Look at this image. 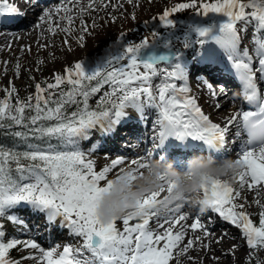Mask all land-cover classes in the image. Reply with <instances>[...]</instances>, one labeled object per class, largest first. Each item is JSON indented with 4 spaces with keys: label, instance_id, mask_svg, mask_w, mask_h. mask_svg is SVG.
<instances>
[{
    "label": "snow or ice",
    "instance_id": "6c2138e0",
    "mask_svg": "<svg viewBox=\"0 0 264 264\" xmlns=\"http://www.w3.org/2000/svg\"><path fill=\"white\" fill-rule=\"evenodd\" d=\"M40 2L36 0L37 4ZM99 3L105 9L111 6L116 10L122 6L112 5L111 0H99ZM127 3L132 4L133 0ZM73 8L82 16L89 10H97V0H88L86 6H82L80 0L75 3L63 0L54 8L41 9L36 27L52 35L57 29L70 33L75 19ZM190 8L197 9V0L177 4L160 16L161 26L172 33L164 44L166 55L139 59L142 51L158 40L157 33H151V42L142 39L139 43H121L125 41L122 33L117 48L110 50L91 72H86L82 63H76L64 70L65 75H54V82L36 83L34 96H29L27 101L17 98L14 105L11 97L16 90L14 87L6 89L5 97L0 99V129L19 130L7 133L15 140L12 147L0 145V220H6L28 235L31 226L18 213L30 209L28 214L43 219L42 227L49 233L67 229L68 234L80 238L82 244L78 247L65 244L60 251L61 245L45 249L31 235L27 239L17 236L5 239V225L0 223V264H20L10 257L13 249L35 250L38 255L30 252L23 257L34 264H170L173 249L186 238L182 222L192 218L193 222L187 226L192 233L203 232V239L210 235L199 217H190L183 211L187 202L164 206L161 198L164 185L160 186V192L145 197L137 211L119 219L122 231L116 227L117 220L102 224L97 219L98 203L112 186L108 176L126 160L119 156L97 169L95 161L88 158L89 153L81 149L80 142L90 140L91 131L97 127L106 137L118 134L119 126L128 118L126 110L129 108L138 114L141 122H147L146 110H156L157 118L151 121L156 149L170 138L180 142L190 138L202 142L209 154L219 161L229 156L227 135L232 127L237 129L236 138L246 135L237 157L232 158L242 166V171L234 178L239 187L234 189L232 183L213 180L210 186H202V191L204 203L208 204L207 212L239 229L250 249L264 247V211L260 213L257 227L246 211H237L244 205L236 203L245 186L248 192L254 191L257 195L264 188V89L260 87L264 82V7L240 0L200 3L199 9L204 16L211 13L226 19L206 26L189 24L182 29V34H177V26L170 16ZM249 8L252 11L246 14L244 10ZM22 15L12 4L0 2V26L16 23ZM252 21L255 22L252 38L255 63L249 51L240 48L241 33L247 31ZM62 22L68 26H63ZM45 24L47 29H43ZM81 27L87 30L82 19ZM174 43L182 48H174ZM189 48L194 49L196 63L234 76L242 86L241 98L255 110H238L228 117L223 127L211 122L196 98L188 95L190 74L184 53ZM15 71L18 77L19 64ZM157 75L162 79L154 85L153 78ZM195 79L216 100L215 107L219 110L220 97L211 82L210 72ZM217 83L220 92H226V86ZM65 84L68 88L61 90L60 98L54 100L55 92L50 90ZM104 85H108L110 91L97 101L96 110L90 109L89 99ZM72 105L76 106L75 111L69 114L67 107ZM53 140L56 143H52ZM97 150L105 151L94 144L89 152ZM152 159H155L152 153L132 159L129 176L135 179L134 174L148 167ZM124 169L120 167L117 178ZM173 187L167 184V191L171 192ZM255 202L260 203L259 200ZM153 218L156 229L151 227ZM134 220L138 222L130 223ZM203 239L200 236L188 238L178 255L187 254L197 244L208 248Z\"/></svg>",
    "mask_w": 264,
    "mask_h": 264
},
{
    "label": "rangeland",
    "instance_id": "374dc122",
    "mask_svg": "<svg viewBox=\"0 0 264 264\" xmlns=\"http://www.w3.org/2000/svg\"><path fill=\"white\" fill-rule=\"evenodd\" d=\"M1 1L3 2L5 0H0V2ZM85 1L88 2V0ZM8 2L13 6L20 5V3L17 2H10L9 0ZM58 2L62 3L63 0H48L46 2L50 4L48 7L43 8L42 6L39 8L41 2L37 4L36 0H31L30 7L36 10L50 9L52 8V6H56ZM215 2L216 0H197V9L190 8L180 12L172 13L170 18H174L173 20L175 22L173 21V23L177 26L175 32L177 34H182V29L189 24L206 26L213 21H219L220 19H223L222 17L213 14H211V16H206L205 18L202 9H199L200 3ZM240 2L243 3L242 1ZM247 2L248 0L245 1V3ZM73 3H75V0H73ZM80 3L83 5V1L80 0ZM180 3H191V0H133L132 4L127 3V0H119L116 2H111L112 5H122L116 10H114L111 6L106 9L103 7H97L96 11L89 10L82 16L78 13V10L76 8H73L72 14L74 15L75 19L73 24L70 26V33H65L57 29L56 34L52 35L46 30L37 28L32 34H28L26 36L21 34L22 36H18L17 38H14V35H12L9 39H4V43L0 46V99H3L5 97L6 89L14 87L16 92L12 96L11 103L14 105L17 98L22 101H27L29 96H34L36 83L54 82V75H65L64 70L67 68H71L76 63H82L85 71L91 72L97 67L98 63L106 57L107 53H109L110 50H115L117 48V41L121 38L122 33L124 34L125 41H122L121 43H139L142 39H147L149 42H151L153 39L151 33L156 32L159 41H154L148 47L155 45L164 46L167 40L172 36V33L168 32L170 30H167L161 26L159 18L166 9H171ZM69 7H72V5H69ZM21 11L23 12V10ZM39 11V14H37L34 20L33 17H30L33 15H26V17L29 18L30 23L33 20L32 25L28 28H31L38 23V16L41 14V10ZM197 11L200 12V15L196 14ZM56 19H58V17ZM81 19L86 25V31L81 27ZM62 24L63 26H68L66 22H62ZM47 27L48 26L46 24L43 25V29H47ZM250 27L251 26L249 24L247 27V31L241 33L242 41L240 44V48L241 50L246 48L249 51V54L254 57L255 63V52L251 51V45L253 44V37L251 34L254 33V29H251ZM28 28L23 29L21 32L26 33ZM0 33L7 36L11 35V31L5 26H0ZM81 36L83 37V39H80ZM1 38L2 37H0V40ZM65 41H67V43H65ZM174 48H182V45H180L179 43H174ZM21 49L24 50L21 51ZM191 50L192 53L194 49L191 48ZM187 58L189 57L184 56L185 61L188 60ZM5 62H7L6 66ZM17 64L20 65V72L18 77L15 71V66ZM140 71H143L142 67ZM196 76H199V74H192L188 81V85L190 88V92L188 93V95L196 98L198 105L201 107L203 112L205 111L204 114L207 115L208 113H206V110L212 113V111H215V109H217L215 107L216 100L211 97L208 92H206L207 90L202 84L197 82V80L195 79ZM154 78L153 84L156 83L157 80ZM217 82V79L216 82L212 81L215 86L217 96L220 95V108L216 111L224 118L226 116V113H231L232 115L238 111L234 104V101L237 100V95L233 93L229 95L227 93V89H230L228 85H225L226 92L221 93L220 85ZM50 91L55 92V95L53 96L54 100L60 98L59 93L61 91V87L56 90ZM108 91H110L109 86L104 85L99 93L91 97L89 99L90 109L96 110L97 101L100 100L104 93ZM45 95H47V93H45ZM130 109L131 108L126 110L127 113H130ZM155 112L154 116L152 114V120H155L157 118ZM212 119H210L211 122L220 125L218 120L213 117ZM140 127H142V122H140ZM120 128L121 127H119V129ZM149 129V135L147 136V142L145 144L143 143L144 137H142V135L144 136V133L147 131L142 132V130L134 131L133 135L137 134L138 138L128 135L124 139L119 138L115 142H106V145L113 143L116 147H118L119 151H124L127 148L133 149L131 151L116 152L110 151L108 148L104 147L103 137L104 139L107 137L101 134L99 127L94 129L97 132H94L93 130L91 131V137L94 139L91 140L90 144L85 147V141H81L80 147L81 149L89 153L88 158L95 161V167L97 169L101 168L102 166L108 165L111 159H115L119 156H123L125 158L126 163L119 166L109 174L108 179H111L119 173L120 167L125 169L128 168L132 159L145 157L153 151L155 152L154 158H160V154H157V150L153 146V137L155 136V132L153 130V127H149ZM231 131L233 133H228L227 139L229 140V137L232 136L234 142L239 144L242 139L241 137L236 138L235 133L237 129L235 127H232L229 132ZM187 140L192 143H196V141H193L190 138H188ZM173 141H175V139H173ZM119 143H122V146H127L121 148ZM94 144L102 146L105 151L97 150L94 153L89 152V149ZM163 145H161L159 149H162ZM227 148L229 155L233 154L232 158L237 157V154L239 153V149L237 148V146L230 148V146L227 145ZM236 149L237 151H235ZM186 159H182V161ZM140 171H142V169ZM231 183L234 189L239 187L236 181H232ZM241 191L243 195L239 200L236 201V203L243 204L244 208H238L237 211H246V213L249 215V218L253 222V225L258 227L260 213L264 211V188L261 189L260 195H257L254 191L251 193L248 192L246 186L245 189H242ZM256 200H259L260 203L257 204L255 202ZM24 207L27 208V206ZM197 207L198 206H195L191 202H189L183 209V211L189 213L190 217H199L203 223L204 228L208 229V231L210 232V235L206 239H203V232L197 231L196 233L191 232L192 235L189 238H192L193 236H200L203 239V243L208 244L209 237H212L215 234L217 237L214 241L215 244H217V247L214 250L212 249L214 253H210L209 247L205 249L203 248L202 244H197L195 248L189 250L187 254L183 256L178 255L180 256L179 260L176 259V256H173L170 264H247L248 262L257 264L258 259L264 261V247L250 249L246 243V239L242 236L239 229L228 224L225 221L223 222V220H221L216 214L207 211L201 213L199 211V208ZM30 211V209H27V211L19 212L18 215L20 216V218L25 219L31 226V233L28 235H31L41 245V247L48 249L50 246L61 245L60 251H62V246L65 244L71 245L72 247H78L82 244V240L80 238L70 236L67 229L63 230V233L67 235L65 238L62 233L61 236H59L57 234L54 235V232L49 233V231L45 228H42V230H40L39 226H42L40 224L44 223L43 219L33 215H29L28 213ZM136 222L138 221L134 220L130 223L134 224ZM191 222H193L192 218H189L186 222H182L185 225V229L187 231L190 230V228H187V226L188 224H191ZM0 223H3L5 225V232L7 234L5 239L12 236H17L20 239L28 238V235L19 232L17 230V227L13 226L6 220H0ZM116 227L119 231L123 230V225L120 220L116 222ZM152 228L156 229L157 224H154ZM159 231L162 232L163 229H159ZM223 240V245H219V243H222ZM30 252L33 255H38L35 250L19 251L13 249L10 251V257L13 260H19L20 264H34L32 260L23 259V257L29 255ZM85 255L90 254L85 252Z\"/></svg>",
    "mask_w": 264,
    "mask_h": 264
},
{
    "label": "clouds",
    "instance_id": "9594fccd",
    "mask_svg": "<svg viewBox=\"0 0 264 264\" xmlns=\"http://www.w3.org/2000/svg\"><path fill=\"white\" fill-rule=\"evenodd\" d=\"M258 7H264V0H248ZM149 166L135 173V179L129 176L126 168L117 176L111 178L112 186L99 201L96 216L100 223L108 224L123 216L137 211L138 204L153 192H160V186H165L161 193L164 206L179 205L191 202L198 206L200 212L208 208L204 203L202 186H210L211 181L219 180L231 183L242 171V166L231 158L217 161L210 154L194 155L182 161L179 167L171 160L152 159ZM174 187L167 191V184ZM257 264L264 261L257 260Z\"/></svg>",
    "mask_w": 264,
    "mask_h": 264
},
{
    "label": "bare ground",
    "instance_id": "6f19581e",
    "mask_svg": "<svg viewBox=\"0 0 264 264\" xmlns=\"http://www.w3.org/2000/svg\"><path fill=\"white\" fill-rule=\"evenodd\" d=\"M10 2H17V3H20V5H19V8H21V10H23V12L22 11H20L21 13H23V15L22 16H20L19 18H18V21L16 22V23H13V24H10V25H7V27H8V29L11 31V35H9V36H7V35H3V34H1L0 33V37H2L1 38V40H0V46L4 43V39H9L12 35H14L13 37L14 38H17L18 36H22L21 34H23V35H28V34H32L34 31H35V29H37V27H36V25H34V26H32L31 28H28V27H30L31 25H32V22H33V20H34V18H36V16H37V14H39L38 12H40L39 10H41V9H39V10H36V9H34V8H31L30 7V4L28 3V0H9ZM48 0H41V5L39 6V8L40 7H42L43 6V8H45V7H48L50 4L49 3H51V2H49V3H46ZM81 1H83V5L82 6H86L87 5V1H85V0H81ZM113 1H119V0H111V2H113ZM187 1V0H186ZM240 1H242L243 3H245V1L246 0H240ZM2 2V1H1ZM3 2H6V3H9L8 2V0H5V1H3ZM180 2V1H179ZM206 2V1H205ZM216 2H217V0H216ZM221 2H222V0H221ZM43 3H45V4H43ZM100 5V3H99V0H97V7H101V6H99ZM99 10V9H98ZM245 11V13L246 14H250L251 13V11H252V9H245L244 10ZM33 15V16H30L31 18L33 17V20L31 21V23H30V20H29V18H27L26 17V15ZM214 15V14H213ZM208 16H211V13L208 15ZM205 18H206V16H205ZM6 19H7V17H6ZM29 21H28V20ZM174 19V18H173ZM223 19H226V18H223ZM249 19H250V17H249ZM175 22V21H174ZM38 23H39V21H38ZM254 24H255V22L254 21H252V22H250V28L251 29H254ZM26 28H28V30L26 31V33L25 32H21L23 29H26ZM162 28V27H161ZM156 33V32H155ZM252 35V37H253V33L251 34ZM159 41V40H158ZM157 42V41H156ZM155 42V43H156ZM158 44H159V42H158ZM156 46V45H155ZM191 48H189V49H187L186 51H185V53H184V56H187V57H189V58H187L188 60L186 61V64H187V71L189 72V74H190V77L192 76V74H199V75H202V74H204V73H208V72H210V78H211V81H215L216 79L217 80H220L221 82H223L225 85H228L229 87H230V89H227V93L230 95V94H234V90H235V88H237L238 86H237V84H236V82H235V79L232 77V76H229L228 74H226V73H221V72H219V71H217L216 69H210V68H208V67H206L204 64H202V63H196V59H195V57L192 55V53H191ZM251 51L252 52H254V43L251 45ZM255 54V53H254ZM222 55V54H221ZM191 57V58H190ZM158 67H161V66H158ZM220 75V76H219ZM154 79H157L156 80V83H154V84H159L160 82H161V79H162V77L160 76V75H157ZM155 81V80H154ZM206 92H208V91H206ZM236 95L238 94V93H235ZM220 96V95H219ZM243 102H245L246 104H247V102L246 101H243ZM229 103V102H228ZM227 103V104H228ZM252 107V106H251ZM217 109H215V111H212V113H210V112H208L207 110H206V113H208L207 115L209 116V118L210 119H212V117L213 118H215L216 120H218L219 121V123H220V126H224V124H225V121L228 119V117L231 115V113H226V116L223 118V116L221 115V114H219L217 111H216ZM154 112H155V110L154 109H152V110H146V116H147V122H142V127H140V120H139V118H138V114L133 110V109H130V113H128V118L119 126V127H121L120 129H119V131H121V132H119L118 134H116V135H114V136H111V137H107V138H105L104 139V137H103V146L104 147H106V148H108L110 151H116V150H118V147H116L113 143L112 144H109V145H106V142L107 141H113V142H115V141H117L119 138L120 139H124L126 136H128V135H130V136H133V137H135V138H138V135L136 134V135H133V133H134V131H136V130H142V132L145 130V131H149L150 129H149V127L150 128H152L151 126V121H152V114H153V116H154ZM205 112V111H204ZM156 113V112H155ZM130 115H133V116H130ZM213 120V119H212ZM140 121V122H139ZM144 129V130H143ZM94 132H97L96 130H93ZM92 135H91V133H90V140H88V141H85V147H87L89 144H90V142H91V140L92 139H94V138H92L91 137ZM142 137H144L143 135H142ZM187 140V139H186ZM124 141V140H123ZM177 140H175V141H173V139L172 138H170L169 140H167L165 143L166 144H164L163 146H162V150L168 155V158H167V160H171V161H174V162H176V160L177 159H179V160H181V159H186V158H188V157H190V156H194L193 154L195 153V151H194V147L192 146V147H189L188 146V148H186V149H184V150H182V149H180V148H178V147H175V146H173V143L174 142H176ZM101 142H102V140H101ZM149 142H150V139H149ZM190 142V141H189ZM199 142V141H198ZM122 144V143H121ZM152 144V143H151ZM150 145V144H149ZM153 146H154V144H153ZM128 149V151H130V149L129 148H127ZM156 149V148H155ZM183 151V152H182ZM116 153V152H115ZM149 153V152H148ZM198 155H199V153H198ZM173 158H175V159H173ZM180 162H176V166L177 167H179L180 166ZM198 208V207H197ZM196 208V209H197ZM195 209V208H194ZM188 221V220H187ZM224 222V221H223ZM192 223V222H191ZM156 225V221H155V218H153V220L151 221V227L153 226V225ZM223 224V223H222ZM188 225H191V224H188ZM217 225H218V222H217ZM185 226V225H184ZM161 230V229H160ZM191 230H186V238H185V240L184 241H182L179 245H178V247L177 248H175V249H173V256L175 257L176 256V259H180L179 257L180 256H178V253H179V251H180V249H182L183 247H184V245L186 244V242H187V239L192 235L191 234ZM61 233L64 235V238L67 236V235H65L64 233H63V230H60V231H58V232H54V235L55 234H57V235H59V236H61ZM226 236V235H225ZM57 237V236H56ZM217 236L214 234L212 237H209V239H208V245H209V248H210V253H214L213 251H212V249L214 250V249H216V247H217V244H215V238H216ZM58 240V239H57ZM59 243V242H58ZM223 243H224V240L222 241V243H219V245H223ZM61 244V243H60ZM209 250V249H208ZM170 262H171V260H170ZM227 262H228V260H227ZM204 264V263H203Z\"/></svg>",
    "mask_w": 264,
    "mask_h": 264
},
{
    "label": "trees",
    "instance_id": "16d2710c",
    "mask_svg": "<svg viewBox=\"0 0 264 264\" xmlns=\"http://www.w3.org/2000/svg\"><path fill=\"white\" fill-rule=\"evenodd\" d=\"M60 87H61V90H63V89H67L68 85H66V84L65 85H61ZM11 102H12V97H11ZM75 107H76L75 105L67 107V112L70 114L72 111H75ZM12 130H19V129L17 128V129H12ZM12 130L0 129V145H5L7 147H12L13 146V144L15 143V140H14L13 137H11L10 135L7 134L9 131H12ZM34 142L40 143L39 141H34ZM51 142L52 143H56L55 140H53ZM21 147H22V145H21ZM247 264H254V263L253 262H248Z\"/></svg>",
    "mask_w": 264,
    "mask_h": 264
},
{
    "label": "water",
    "instance_id": "95a60500",
    "mask_svg": "<svg viewBox=\"0 0 264 264\" xmlns=\"http://www.w3.org/2000/svg\"><path fill=\"white\" fill-rule=\"evenodd\" d=\"M166 49L162 45H156V46H150L145 48L140 56L138 57L139 59H147L150 56H159V55H166Z\"/></svg>",
    "mask_w": 264,
    "mask_h": 264
}]
</instances>
